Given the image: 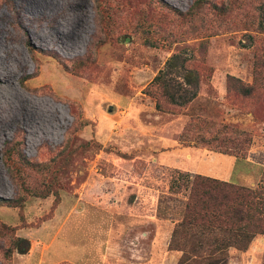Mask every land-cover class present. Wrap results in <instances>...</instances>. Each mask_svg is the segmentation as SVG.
Here are the masks:
<instances>
[{"label": "rangeland", "instance_id": "374dc122", "mask_svg": "<svg viewBox=\"0 0 264 264\" xmlns=\"http://www.w3.org/2000/svg\"><path fill=\"white\" fill-rule=\"evenodd\" d=\"M196 1L0 0V197L17 204L0 203V264H181L173 239L186 200L172 175L182 173L150 160L140 105L154 112L145 123L163 115L171 138L197 116L218 123L207 136L249 131L247 157L195 143V130L182 143L219 155L212 167L201 162L203 175L252 188L264 178V78L255 83L264 0ZM174 54L200 83L187 104L161 112L150 83ZM234 77L255 83L252 97L234 90ZM223 124L231 128L217 131ZM17 237L29 250L8 261ZM227 253L222 264H264V235Z\"/></svg>", "mask_w": 264, "mask_h": 264}, {"label": "trees", "instance_id": "16d2710c", "mask_svg": "<svg viewBox=\"0 0 264 264\" xmlns=\"http://www.w3.org/2000/svg\"><path fill=\"white\" fill-rule=\"evenodd\" d=\"M202 2L203 0H197L194 9ZM215 7L221 13H226L217 5ZM259 26L263 29L264 23L261 22ZM262 58V63L258 62L260 66L256 71L255 83L260 78H264L262 75L264 57ZM200 77L197 69L187 66L186 61L182 60L179 54H174L150 83L151 86H156V89L149 93L156 98V108L161 112H174L175 108L169 109L167 103L175 106L187 104L191 100L187 94L198 88ZM234 79L238 82L234 87L237 93L244 96L253 94L256 89L255 83L247 84L236 77ZM161 98H164L165 103ZM216 124L218 123L204 117H192L191 123L184 126L182 131L175 135V139L182 142V139H185L184 134L195 130L197 132L195 143L215 144L219 152L247 157L253 141L250 132L243 129H231L235 137H221L218 132L207 136L209 130L216 127ZM230 128V125L223 124L217 131L222 132ZM69 146L68 142L60 155H65V149ZM251 154L249 153V156ZM124 156L128 157V154L125 153ZM66 159H68L67 156ZM167 170L182 173L179 176L172 175L174 179L172 187L176 186L177 190L184 188L186 200L183 218L174 231L173 239L179 249L184 251L181 264H222L228 258L229 248L234 246L246 250L256 236L264 235V178L257 187L252 188L200 173L181 171L178 168L164 166L161 171L164 173ZM27 190L30 188L28 187ZM45 190L49 194L53 191L52 182L45 185ZM0 203L17 206L15 201L1 197ZM3 227L12 231V228L7 225ZM28 250L29 241L26 238L17 237L6 248L4 256L9 261L15 251L23 254ZM197 250L198 252L203 250L202 255L198 256L193 253ZM191 252L194 255H190Z\"/></svg>", "mask_w": 264, "mask_h": 264}, {"label": "crops", "instance_id": "0c3cea01", "mask_svg": "<svg viewBox=\"0 0 264 264\" xmlns=\"http://www.w3.org/2000/svg\"><path fill=\"white\" fill-rule=\"evenodd\" d=\"M152 108H155V105L151 104ZM138 119L136 122V130L144 136H150L153 145H156V149L151 150V159L153 162H158L159 164L165 166H174L176 168H190L191 171L199 172V165L201 162H209L212 167L213 162L217 161L216 154H204L202 149H198L194 146L184 145L181 141L171 138L169 135L164 133L166 124L161 120L163 115L160 113H155L154 115L159 119L158 123H145L142 118L143 114L148 113L146 116L152 115L153 111L149 112L148 107L142 105L138 109ZM237 162V161H236ZM196 163V164H195ZM196 165V168H192L193 165ZM247 173H235V178L237 181H240V177L245 176ZM208 175V174H205ZM209 176V175H208Z\"/></svg>", "mask_w": 264, "mask_h": 264}, {"label": "water", "instance_id": "95a60500", "mask_svg": "<svg viewBox=\"0 0 264 264\" xmlns=\"http://www.w3.org/2000/svg\"><path fill=\"white\" fill-rule=\"evenodd\" d=\"M114 107L113 105H110L109 111H113Z\"/></svg>", "mask_w": 264, "mask_h": 264}]
</instances>
